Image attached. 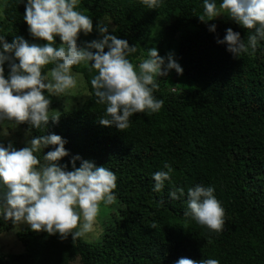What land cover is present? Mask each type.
<instances>
[{
	"label": "trees",
	"instance_id": "1",
	"mask_svg": "<svg viewBox=\"0 0 264 264\" xmlns=\"http://www.w3.org/2000/svg\"><path fill=\"white\" fill-rule=\"evenodd\" d=\"M0 4V35L7 42L23 36L30 43H46L30 34L23 3ZM78 10L93 21V31L81 33L79 45L102 38L96 24L110 22L109 32L135 47L128 57L134 64L155 47L161 56L174 53L183 74L171 70L160 77L153 94L164 101L162 109L134 114L123 131L100 124L106 105L96 103L90 83L95 71L87 66L73 67L80 75L70 95L51 96L50 115L58 111V122L30 132L27 123L6 122L9 134L0 136L5 146L12 142L19 150L35 136L57 134L66 140L69 155L60 164L68 170L76 155L111 169L118 203L101 205L99 239L61 240L27 224L20 227L18 247H0V264H175L180 258L264 264V41L252 55L233 56L217 40L232 28L247 43L254 29L227 14L201 21L203 0H164L156 9L140 0H81ZM8 71L6 62V76ZM53 147L37 155L42 160ZM165 163L172 167V180L157 193L153 173L167 171ZM196 185L214 187L225 209L223 231L213 232L184 214L187 191ZM178 188L185 196L172 200L169 193ZM12 229L11 221L0 219V231Z\"/></svg>",
	"mask_w": 264,
	"mask_h": 264
},
{
	"label": "clouds",
	"instance_id": "2",
	"mask_svg": "<svg viewBox=\"0 0 264 264\" xmlns=\"http://www.w3.org/2000/svg\"><path fill=\"white\" fill-rule=\"evenodd\" d=\"M18 3L25 6L23 18L30 34L46 43H30L23 36L9 43L5 35H0V136L9 134L8 124L27 123L30 132L32 128L46 129L49 121L58 122V111L50 115L51 96L66 97L78 86L80 74L73 73L74 66H87L95 71L90 83L96 103L106 105V116L99 122L120 131L130 127L134 114L149 115L162 109L164 101L153 94L159 89L160 77H167L171 70L183 74L174 53L161 56L155 47L149 48L147 57L134 64L128 57L136 51L135 47L111 34L110 22H97L96 29L102 38L79 45V35L93 31L91 16L78 10L81 0H18ZM140 3L156 9L164 0H140ZM6 5L7 0H3V6ZM203 6L201 21L227 14L241 27L254 29L247 43L232 28L226 29L223 39L217 40L226 44L233 56L252 55L259 42L264 41V0H220L219 5L217 0H203ZM208 27L215 32V24ZM56 37L61 41L59 47ZM50 64L53 67L44 73L43 69ZM65 143L57 134L35 136L19 150L12 142L7 146L0 142V219L11 221L14 230L27 224L33 231L58 235L61 240L69 236L72 240L99 239L103 232L99 219L101 205L118 203L114 191L117 176L111 169L79 155L71 158L72 170H68L67 165L60 164L69 155ZM49 146L54 147L41 160L37 153ZM164 167L167 171L153 173L154 192H161L165 182L172 180L171 165L165 163ZM214 192L212 186L189 188L184 214L219 233L224 229L225 209ZM169 196L179 200L185 196L184 189L172 190ZM175 264H219V261L180 258Z\"/></svg>",
	"mask_w": 264,
	"mask_h": 264
},
{
	"label": "rangeland",
	"instance_id": "3",
	"mask_svg": "<svg viewBox=\"0 0 264 264\" xmlns=\"http://www.w3.org/2000/svg\"><path fill=\"white\" fill-rule=\"evenodd\" d=\"M2 0H0L1 3ZM0 9H1V4H0ZM1 12V10H0ZM175 85H172L171 88L174 89ZM73 91V90H72ZM66 101V100H65ZM103 210V207L101 206V211H100V215L101 212ZM26 224H22L20 225V227L24 226ZM16 231L17 230H10L8 232H3L4 235L0 236V247L3 248L4 250L8 251V250H13L16 249L18 247V242H17V237H16Z\"/></svg>",
	"mask_w": 264,
	"mask_h": 264
}]
</instances>
